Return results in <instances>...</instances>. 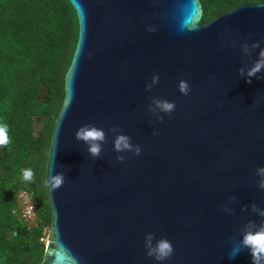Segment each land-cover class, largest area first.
Masks as SVG:
<instances>
[{"label":"water","instance_id":"obj_1","mask_svg":"<svg viewBox=\"0 0 264 264\" xmlns=\"http://www.w3.org/2000/svg\"><path fill=\"white\" fill-rule=\"evenodd\" d=\"M70 1L79 37L47 160L40 264H252L247 249L229 252L264 222L252 207L264 211V70L247 76L264 51V2L201 24V0ZM84 125L105 132L99 157L76 138ZM118 135L141 153L117 152ZM50 170L65 178L55 191ZM149 233L171 257L146 255Z\"/></svg>","mask_w":264,"mask_h":264},{"label":"trees","instance_id":"obj_2","mask_svg":"<svg viewBox=\"0 0 264 264\" xmlns=\"http://www.w3.org/2000/svg\"><path fill=\"white\" fill-rule=\"evenodd\" d=\"M201 24L247 3L264 0H201ZM79 37L70 0H0V123L10 143L0 147V264H40L52 209L46 168L65 78ZM33 170L34 181L22 170ZM36 203L32 221L21 215L18 194Z\"/></svg>","mask_w":264,"mask_h":264},{"label":"clouds","instance_id":"obj_3","mask_svg":"<svg viewBox=\"0 0 264 264\" xmlns=\"http://www.w3.org/2000/svg\"><path fill=\"white\" fill-rule=\"evenodd\" d=\"M149 31H154L150 28ZM257 45H253L256 47ZM247 51V46H245ZM264 70V51H261L255 64L248 70L247 76L249 77L248 82L251 83V77L256 76L257 73ZM242 71V70H241ZM159 82V76L154 74L152 77V84ZM148 90H151V85L146 86ZM179 91L188 95L191 88L186 81H181L178 85ZM153 104L156 109H159L163 113H172L175 111L176 105L174 102H170L166 99L153 98ZM155 109H153L154 111ZM160 121L163 122V117H159ZM115 131V129H113ZM76 138L86 143L89 154L92 157H99L101 152V145L105 141V132L102 129L95 127L94 125H84L78 129ZM10 143L7 134V125L0 123V147H5ZM114 149L117 152L133 151L135 155H139L142 151L139 145L133 147L130 143V138L125 135H118L114 142ZM119 160H123L124 157H118ZM257 174L261 177L258 182V187L264 190V167H260L257 170ZM23 180L26 182L34 181L35 174L31 169L22 170ZM65 182L64 174L57 173L52 174V170L49 172V186L52 191L58 190L63 186ZM253 211H256L259 215L264 217V211H259L256 205H253ZM31 209H34L33 204ZM30 209V210H31ZM155 237L154 233H149L145 238V248L147 249L146 255L154 258L157 262L164 261L172 256L174 247L172 243L165 237L160 238L155 244L152 243ZM247 249L251 254L252 264H264V222L256 225L254 221H250L245 225V230L242 233V238L239 243L234 245L229 252V257L234 258L238 253Z\"/></svg>","mask_w":264,"mask_h":264},{"label":"built area","instance_id":"obj_4","mask_svg":"<svg viewBox=\"0 0 264 264\" xmlns=\"http://www.w3.org/2000/svg\"><path fill=\"white\" fill-rule=\"evenodd\" d=\"M18 198L22 208L21 210L22 217L28 221H32L35 218L36 203L32 199L31 194L27 190L23 189L19 192ZM32 204L34 206V209H31ZM41 240L47 241V233L45 237L41 238Z\"/></svg>","mask_w":264,"mask_h":264}]
</instances>
